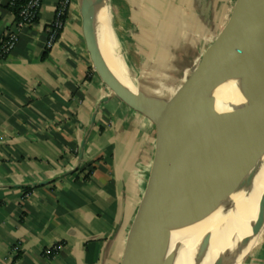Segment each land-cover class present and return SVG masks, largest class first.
<instances>
[{
    "label": "crops",
    "instance_id": "obj_1",
    "mask_svg": "<svg viewBox=\"0 0 264 264\" xmlns=\"http://www.w3.org/2000/svg\"><path fill=\"white\" fill-rule=\"evenodd\" d=\"M58 1L41 0L0 61V264H124L162 200L164 117L100 81L70 7L41 59ZM115 2L137 48V88L164 96L190 81L237 0ZM14 23L0 0V41ZM248 264H264V248Z\"/></svg>",
    "mask_w": 264,
    "mask_h": 264
},
{
    "label": "water",
    "instance_id": "obj_2",
    "mask_svg": "<svg viewBox=\"0 0 264 264\" xmlns=\"http://www.w3.org/2000/svg\"><path fill=\"white\" fill-rule=\"evenodd\" d=\"M95 1L79 0L81 34L93 71L120 99L162 114L165 122L162 200L124 264H175L184 237L190 249L182 264H215L235 229L245 226L240 210L247 209L254 186L251 175L234 197L218 203L221 126L264 95V0H237L228 24L190 81L164 96L133 90L107 68L93 30ZM230 222L235 228L227 232Z\"/></svg>",
    "mask_w": 264,
    "mask_h": 264
},
{
    "label": "bare ground",
    "instance_id": "obj_3",
    "mask_svg": "<svg viewBox=\"0 0 264 264\" xmlns=\"http://www.w3.org/2000/svg\"><path fill=\"white\" fill-rule=\"evenodd\" d=\"M72 2L70 16L78 20L76 17H78V13L80 15L79 0ZM110 8V0H96L93 4L92 23L96 42L110 72L121 83L135 90L137 88L135 80L125 68L124 59L119 54V44L112 30L110 17H108ZM198 58L200 59V57ZM255 131L256 135L251 139L249 144L250 150L259 148L264 144V95L252 108L235 116L221 126V137L216 155V173L221 195L226 194L230 187L226 182L227 175L224 174L227 161L241 145L251 138ZM262 189H264V171L259 179L254 181L253 189L246 202L247 209L240 210V213L247 220L245 226L241 229H235V232H237L234 238L225 246V249L223 248L225 252L215 264H243L249 252L261 242L263 238L262 228L264 227V222L262 223L264 221V195H261ZM250 206L251 210L248 208ZM253 222H255V225L252 227V230H249ZM230 228H235L232 222L229 223L227 232ZM177 241L180 244L181 239L177 238ZM181 243L180 246L182 247L179 248L175 264H182L190 249L188 237H184Z\"/></svg>",
    "mask_w": 264,
    "mask_h": 264
},
{
    "label": "rangeland",
    "instance_id": "obj_4",
    "mask_svg": "<svg viewBox=\"0 0 264 264\" xmlns=\"http://www.w3.org/2000/svg\"><path fill=\"white\" fill-rule=\"evenodd\" d=\"M73 1V0H72ZM73 3V2H72ZM71 3V5H72ZM70 5V8H71ZM116 2L115 0H110V13L108 14L111 21V27L115 34V37L119 44V54L124 59L125 68L129 72L130 76L135 78V74L137 73L136 64L138 62V52L135 47V43H133L132 38L126 34H123L121 31L125 28H119L115 23V10H116ZM70 15V13H69ZM71 17V16H70ZM80 22V15L78 13V17H76ZM73 19V17H71ZM75 19V18H74ZM121 30V31H120ZM120 31V32H119ZM256 135V131L252 134L251 138L248 139L243 145H241L237 151L229 158L225 165V173L227 175V183L230 185L229 190L226 194H220V186L218 182V203L223 204L227 200L231 199L236 195L238 190L241 188L243 183L248 179L251 175L254 176V181L259 179L262 172L264 171V144H262L259 148H255L254 150H250V142L251 139ZM253 154V155H252ZM233 171V172H232ZM229 175V176H228ZM223 181V180H221ZM227 197V198H226ZM256 222V221H255ZM255 222L249 227V230H252V227L255 225ZM264 221H262L263 223ZM264 224V223H263ZM263 238L261 242L255 247L249 254L245 257L243 264H248L251 256L256 252L260 247L264 248V227L262 228Z\"/></svg>",
    "mask_w": 264,
    "mask_h": 264
},
{
    "label": "built area",
    "instance_id": "obj_5",
    "mask_svg": "<svg viewBox=\"0 0 264 264\" xmlns=\"http://www.w3.org/2000/svg\"><path fill=\"white\" fill-rule=\"evenodd\" d=\"M6 3L9 7L17 9L18 20H15L14 29L6 31L0 41V61L7 57L15 48L18 38L16 30L33 24L37 19L41 6V0H6ZM70 5L71 0L58 1L53 20L47 30V49H50L55 44L59 31L63 30L65 25L63 17L66 11L69 10ZM56 246L44 249L42 252L43 257L48 260L53 259L54 257L51 259L48 257L50 254L49 250L54 247L59 252L60 247L57 248Z\"/></svg>",
    "mask_w": 264,
    "mask_h": 264
},
{
    "label": "trees",
    "instance_id": "obj_6",
    "mask_svg": "<svg viewBox=\"0 0 264 264\" xmlns=\"http://www.w3.org/2000/svg\"><path fill=\"white\" fill-rule=\"evenodd\" d=\"M6 7H7V9H8L9 11L12 12V14H13L14 17H15V20H18L17 9H16L15 7H9V6L7 5V3H6ZM67 15H68V10L66 11V13H65V15H64V17H63V22H64V23H66ZM61 32H62V30L59 31L58 37L60 36ZM49 50H50V49L45 48V51H44V53H43V55H42V58H41L42 60H44V59L47 57ZM61 246H62V244H57L56 247L58 248V247H61ZM49 252H50V254L48 255V257L51 259V258H53V257L57 254L58 251H57L56 249H54V247H53V248H51V249L49 250ZM17 258H19V253H17V255H16V259H17Z\"/></svg>",
    "mask_w": 264,
    "mask_h": 264
}]
</instances>
